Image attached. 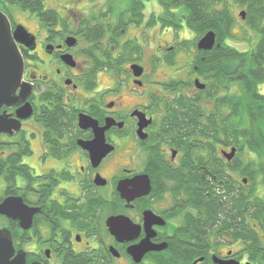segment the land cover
Listing matches in <instances>:
<instances>
[{"label": "flooded vegetation", "instance_id": "flooded-vegetation-1", "mask_svg": "<svg viewBox=\"0 0 264 264\" xmlns=\"http://www.w3.org/2000/svg\"><path fill=\"white\" fill-rule=\"evenodd\" d=\"M147 4L56 0L44 20L30 12L35 27L23 24L30 92L1 109L20 124L0 135V159L15 152V193L0 202L15 195L36 212L29 228L1 216L0 229L15 232L26 264H264V202L252 201L264 185L244 174L264 168V155L246 161L229 146L228 75L203 73L206 58L181 74L179 28ZM26 103L32 113L20 118ZM108 123L99 160L85 145ZM122 181L137 194L123 198ZM117 217L131 222L124 236L108 225Z\"/></svg>", "mask_w": 264, "mask_h": 264}, {"label": "trees", "instance_id": "trees-1", "mask_svg": "<svg viewBox=\"0 0 264 264\" xmlns=\"http://www.w3.org/2000/svg\"><path fill=\"white\" fill-rule=\"evenodd\" d=\"M163 6V26L183 27L185 22L195 35L194 40H184L182 46L197 47L198 40L208 31H214L217 42L212 50H200L197 47L195 59L206 58L202 62L203 73H213L221 76L228 75L230 89L234 84L241 88L239 94H229V126L228 144L237 146L240 152L245 150L258 155H264V94L259 85L264 83V0H160ZM16 5L23 10L37 14L44 20L47 11L46 0H0V9L12 19L8 5ZM246 9L245 24L258 34L254 49L241 51L227 43L235 37L234 28L237 25L235 7ZM178 9V12L175 11ZM239 16L242 18L241 14ZM248 30V29H247ZM211 60V61H210ZM192 109V108H191ZM191 111V110H190ZM195 111V110H192ZM184 120H186L184 118ZM188 120H195L190 114ZM5 149V145H0ZM252 185L262 175L264 185V168L244 173ZM3 183L5 192L15 193V152L5 159H0V184ZM252 201H263L264 198L252 196ZM248 209L250 197L244 199ZM15 236V232H13Z\"/></svg>", "mask_w": 264, "mask_h": 264}, {"label": "water", "instance_id": "water-1", "mask_svg": "<svg viewBox=\"0 0 264 264\" xmlns=\"http://www.w3.org/2000/svg\"><path fill=\"white\" fill-rule=\"evenodd\" d=\"M243 19L246 18V12L241 11ZM33 38L28 32L27 28L23 24H18L13 29L12 23L9 17L0 9V135L9 134L14 135L15 129H19V120H15V117H11L6 111L1 112L4 106L12 107L17 102V90L21 89L20 96L26 98L30 92L27 84L23 83V76L25 70L24 58L19 50L18 43H23L26 46H31ZM217 43V36L214 31L206 32L198 41V49L211 50ZM134 69H138L137 65H133ZM140 74L141 71L136 72ZM197 86L203 88L199 80L196 81ZM32 113L31 106L26 103L18 110V116L20 118H26ZM80 121L83 123L91 122L92 119L87 116H81ZM109 127V123L104 128H99V133L94 141L85 145L94 158L99 160L106 154L107 150H104L105 138L104 131ZM236 149L233 148L229 154L232 157ZM141 186V179H136L135 189ZM118 190L123 198H127L130 195L137 194L133 190L127 189L125 182H120ZM35 209L28 208L23 204L21 198H15V195L8 196L0 202V217L5 216L8 219L15 221V218L22 220V226L29 228L30 222ZM108 225L116 234L124 236L126 229L131 225L129 220L124 217L110 218ZM149 246L144 241L140 245L134 248V254L141 255L147 250ZM0 264H26V259L23 256L15 257V244L14 235L9 228L0 229Z\"/></svg>", "mask_w": 264, "mask_h": 264}, {"label": "rangeland", "instance_id": "rangeland-1", "mask_svg": "<svg viewBox=\"0 0 264 264\" xmlns=\"http://www.w3.org/2000/svg\"><path fill=\"white\" fill-rule=\"evenodd\" d=\"M51 1H56V0H46V5H48V3L51 4ZM132 1L133 0H123V3L126 6H129ZM147 3H148L147 4L148 8H151V9H155L157 4H158V8L162 7L161 2L159 0H147ZM8 6H9L10 13L12 15L13 21H15L16 23H19V24H24L28 28L35 27L36 23H35V21H33V20L37 19L35 15L31 14L29 11L23 10L22 8H20L19 6H16V5H10L9 4ZM234 9H235V15L237 18V25L234 28L235 37L232 40H227V43L230 46H233L234 48L241 50V51H247V50L254 49L256 44H257V41H258V34L254 30L250 29L245 24V22H244L245 19H241V17L239 16L241 11H246V9L243 7H239V6H236ZM175 11H177V10H175ZM177 31H179L178 35H177V43H178L177 46H179L177 49L178 63L184 65L182 67L181 74H186V76H187V74L190 70V67H191V60L193 58H195V55L197 52V47L194 45H191L192 46L191 48H184L182 46V43L179 44V41L182 42L186 39L194 40L195 35L192 32V30H190V28H188V26L185 22H183V27L179 28V30H177ZM170 37H171V35L168 34L167 38L169 40H171ZM103 79L107 80L108 76H104ZM259 89H260V92L262 94H264V83L259 85ZM240 92H241L240 86L238 84H234L231 88V93L239 94ZM14 140H15V137H14ZM7 149H8L7 150L8 152H11L13 148L12 149L7 148ZM242 154L244 155V159L246 161L249 160V161H252L254 163L255 162L260 163V160H259L260 158L255 156L257 154H254V153L250 152L249 150H245ZM261 178H262V175H259L257 181H261ZM261 185H262V183H261ZM262 186H261V190H260L259 194L261 192H263ZM4 188H5L4 184L1 183L0 184V196H2L4 194ZM262 196H263L262 198H264V194Z\"/></svg>", "mask_w": 264, "mask_h": 264}]
</instances>
